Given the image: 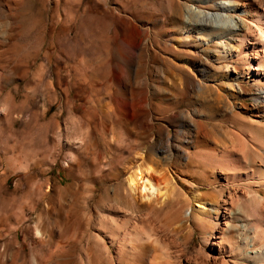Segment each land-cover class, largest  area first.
<instances>
[{
  "label": "bare ground",
  "instance_id": "6f19581e",
  "mask_svg": "<svg viewBox=\"0 0 264 264\" xmlns=\"http://www.w3.org/2000/svg\"><path fill=\"white\" fill-rule=\"evenodd\" d=\"M161 6L167 19L153 13L154 30L170 26L163 32L168 42L178 36L194 48L182 51L176 67L170 62L176 57L154 46L145 69L142 35L134 80L120 87L115 122L110 105L98 99L101 129L83 118L77 122L83 132L64 139L69 148L72 142L80 146L70 155L71 166H63L69 183L38 184L28 228L36 245L28 252L16 239L28 222L24 199L17 211H0V264H264V0ZM171 65L178 74L174 82L168 79ZM149 97L159 104L149 105ZM49 123L62 130L55 118ZM44 127L39 160L54 165L58 153ZM150 145L155 151L149 152ZM121 176L123 207L93 215L95 187ZM5 183L0 179L3 199ZM194 235L200 249L191 254Z\"/></svg>",
  "mask_w": 264,
  "mask_h": 264
},
{
  "label": "rangeland",
  "instance_id": "374dc122",
  "mask_svg": "<svg viewBox=\"0 0 264 264\" xmlns=\"http://www.w3.org/2000/svg\"><path fill=\"white\" fill-rule=\"evenodd\" d=\"M100 1L58 0L57 3L56 0H0V29L8 32L4 29L0 31V179L4 177L6 180L3 193L6 198L0 196V211H17L20 199H24L28 222L16 234L23 253L36 245V239L29 234L28 228L32 226L34 218L31 211H37L38 184L44 179H50L59 188L69 183L67 169L63 166L70 163L71 153L75 154L80 146L72 142L69 148L64 144V139L72 141L83 132L78 129L79 120L91 121L97 130L101 129L99 123L103 117L97 110L98 99L110 105L115 115L110 113V117L115 122L117 100L121 94L119 90L125 80H134V69L138 64L136 48L142 37H146L147 49L140 65L145 69L151 67L154 46L159 47L157 50L160 53L167 50L176 57V60H170L176 67L180 65L182 51L194 48V45L181 41L178 36L173 42H168L163 32L172 28L163 26L156 31L150 18L156 12L166 21V14L160 11L162 4L167 3L181 10L189 4V0ZM169 70L168 79L177 81L175 68L171 65ZM153 83L152 78H145V84L150 89L154 87ZM165 86V83L161 85V92L165 91ZM104 87L109 88L108 93L103 92ZM90 89L101 95L96 96ZM148 101L151 106L159 104L157 99L151 97ZM52 118L61 125L62 132L50 125ZM44 126H47L49 145L54 144L58 153L54 165L40 162L45 149ZM114 128L117 129V125ZM168 132L172 135L171 129ZM159 139L157 136L155 143ZM152 146L149 152L155 151L156 146ZM43 170H47L44 176L41 174ZM82 171L85 173L86 167L83 166ZM86 185L89 187V183L86 182ZM95 188L89 202L93 215L105 209L111 211L116 210L117 206L123 207L119 196L124 189L122 176L98 184ZM86 189L83 194L88 195L89 190ZM132 210L145 211L142 208ZM194 237L195 246L190 248L191 254L198 253L200 249V241L196 235Z\"/></svg>",
  "mask_w": 264,
  "mask_h": 264
}]
</instances>
